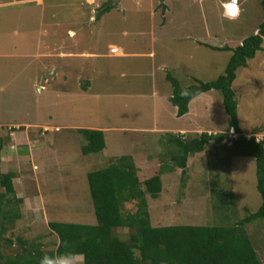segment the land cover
I'll return each instance as SVG.
<instances>
[{
    "label": "rangeland",
    "instance_id": "374dc122",
    "mask_svg": "<svg viewBox=\"0 0 264 264\" xmlns=\"http://www.w3.org/2000/svg\"><path fill=\"white\" fill-rule=\"evenodd\" d=\"M239 2L242 13L230 20L229 0H113L99 18L82 0H0V168L15 173V194L24 199L5 255L37 244L54 249L48 221L95 224L87 173L121 155L134 156L141 181L166 170L157 200L146 195L152 226H230L257 210L255 159L230 154L222 147L228 136L190 154L184 174L167 143L173 130L191 138L226 129L219 90L200 93L177 116L166 75L186 89L224 74L231 51L212 46H236L263 19L260 0ZM110 43L126 55L110 54ZM83 49L102 55L59 56ZM150 50L155 57L145 58ZM232 89L243 133L264 139V50L237 69ZM93 127L104 131L105 148L83 154L77 129ZM135 208L125 202L122 212ZM245 228L264 264V218ZM131 231L114 229L123 240Z\"/></svg>",
    "mask_w": 264,
    "mask_h": 264
},
{
    "label": "trees",
    "instance_id": "16d2710c",
    "mask_svg": "<svg viewBox=\"0 0 264 264\" xmlns=\"http://www.w3.org/2000/svg\"><path fill=\"white\" fill-rule=\"evenodd\" d=\"M260 4L263 19L254 34L245 37L234 47L212 46L217 50L231 51L224 74L211 81L196 79L186 89L171 74L166 75L172 87L168 101L176 108L177 116L188 112V104L193 98L210 90L222 93L224 110L229 116L226 129L221 132L204 131L191 138L186 133H167V143L176 147L171 156L175 166L181 168L184 174L190 154L203 151L211 141L220 143L227 139L229 130H234L237 136L228 137L230 144L223 143L222 147L232 155L255 159L256 188L261 196L257 210L249 212L246 209V215L230 226H152L146 195L157 200L163 185L162 174L166 170L160 168L141 181L134 156L121 155L114 163L87 173L95 224L48 221L50 231L58 237L54 249L45 250L42 244H37L24 248L22 253L5 255V247L13 243V233L6 235V232L21 217L20 204L23 200L15 194V173L0 168V264H40L45 256L69 259L77 254L83 256V264H261L245 226L264 218V139H257L254 135L247 137L243 133L232 89L237 69L246 67L248 60L254 58L258 51L264 50V0H260ZM113 7V0L103 1L94 8L96 17L99 18ZM77 130L86 140L81 147L83 154L100 152L105 148L103 130ZM2 148L3 139L0 137V157ZM125 202L135 203L134 212L123 214ZM121 227L132 229L128 240L115 234L114 229ZM17 240L25 244L20 237Z\"/></svg>",
    "mask_w": 264,
    "mask_h": 264
},
{
    "label": "crops",
    "instance_id": "0c3cea01",
    "mask_svg": "<svg viewBox=\"0 0 264 264\" xmlns=\"http://www.w3.org/2000/svg\"><path fill=\"white\" fill-rule=\"evenodd\" d=\"M107 12H105L103 15H105ZM103 15H101V16H103ZM94 18V16H91V19H93ZM70 32H73L74 33V35L73 36H70L69 34H68V36L69 37H75L76 36V31L74 30V29H72V28H68V33H70ZM109 46V49H108V51H109V53L110 54H112V55H117V56H123V55H126V53H124V51H123V49L121 48V47H119V46H116V45H114V44H109L108 45ZM214 46H217V45H214ZM218 47H220V46H218ZM50 55H52V53H49ZM93 55H102L101 53L100 54H98V53H95V52H93V51H91V50H89V49H83V50H81V51H76V52H73V51H71V50H68V51H66V52H60L59 53V56H63L64 58H73V57H78V58H88V57H90V56H93ZM143 56L145 57V58H154L155 57V55H154V53H153V51H148L147 53H145V54H143ZM89 88V87H88ZM87 88V89H88ZM86 91V90H85ZM201 97L202 96H199V98H200V100H201ZM198 99V98H197ZM193 101H194V99H192ZM191 100V101H192ZM190 101V102H191ZM189 102V103H190ZM188 110H189V104H188ZM58 127H56L55 129H57ZM94 128V127H93ZM98 129H101L102 130V128H98ZM169 131H172V130H169ZM174 131H177V130H173L171 133H173ZM179 131H184V129H180ZM185 132V131H184ZM176 133V132H175ZM14 186H15V182H14ZM17 195V194H16ZM18 196V195H17ZM18 197H20V198H22V200H24L23 199V197H21V196H18ZM32 195L30 194V196H29V199L31 200V202H32ZM37 204L39 205V207H38V209H40V207H41V209H43L44 208V202H43V200H42V198L40 197L39 198V200L37 201ZM48 223V222H47ZM56 235V234H55ZM67 261H68V264H80L81 262H83V256L82 255H80V254H77V255H75L73 258H69V259H67Z\"/></svg>",
    "mask_w": 264,
    "mask_h": 264
},
{
    "label": "clouds",
    "instance_id": "9594fccd",
    "mask_svg": "<svg viewBox=\"0 0 264 264\" xmlns=\"http://www.w3.org/2000/svg\"><path fill=\"white\" fill-rule=\"evenodd\" d=\"M230 6H233L236 9L235 15H229L227 18L230 20H235L239 18V15L242 13V8L240 6L239 0H229ZM40 264H68L66 257H57L50 258L48 256L42 257Z\"/></svg>",
    "mask_w": 264,
    "mask_h": 264
},
{
    "label": "built area",
    "instance_id": "2783aa9c",
    "mask_svg": "<svg viewBox=\"0 0 264 264\" xmlns=\"http://www.w3.org/2000/svg\"><path fill=\"white\" fill-rule=\"evenodd\" d=\"M103 1H105V0H82L83 3L88 4V5L92 6V7L100 6V4ZM236 136H237V134L234 132V130H229V132H228V137L229 138H233V137H236ZM228 141H229V139H228ZM229 144H230V142H229Z\"/></svg>",
    "mask_w": 264,
    "mask_h": 264
},
{
    "label": "snow or ice",
    "instance_id": "6c2138e0",
    "mask_svg": "<svg viewBox=\"0 0 264 264\" xmlns=\"http://www.w3.org/2000/svg\"><path fill=\"white\" fill-rule=\"evenodd\" d=\"M230 13L232 15H235L236 14V9L233 6H230Z\"/></svg>",
    "mask_w": 264,
    "mask_h": 264
}]
</instances>
